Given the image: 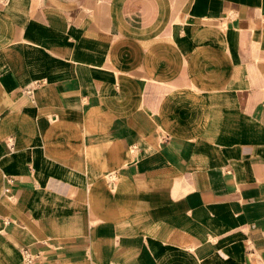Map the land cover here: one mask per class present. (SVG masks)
Returning a JSON list of instances; mask_svg holds the SVG:
<instances>
[{
	"label": "crops",
	"instance_id": "crops-1",
	"mask_svg": "<svg viewBox=\"0 0 264 264\" xmlns=\"http://www.w3.org/2000/svg\"><path fill=\"white\" fill-rule=\"evenodd\" d=\"M27 256L264 264V0L0 3V264Z\"/></svg>",
	"mask_w": 264,
	"mask_h": 264
},
{
	"label": "built area",
	"instance_id": "built-area-1",
	"mask_svg": "<svg viewBox=\"0 0 264 264\" xmlns=\"http://www.w3.org/2000/svg\"><path fill=\"white\" fill-rule=\"evenodd\" d=\"M7 1H8V0H0V3H2V4H6ZM25 264H33V260H32V258H30V257L27 256V259H26V261H25Z\"/></svg>",
	"mask_w": 264,
	"mask_h": 264
},
{
	"label": "bare ground",
	"instance_id": "bare-ground-1",
	"mask_svg": "<svg viewBox=\"0 0 264 264\" xmlns=\"http://www.w3.org/2000/svg\"><path fill=\"white\" fill-rule=\"evenodd\" d=\"M115 176V175H114ZM113 178V177H112Z\"/></svg>",
	"mask_w": 264,
	"mask_h": 264
}]
</instances>
